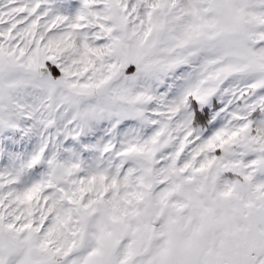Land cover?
<instances>
[{
  "label": "snow or ice",
  "instance_id": "snow-or-ice-1",
  "mask_svg": "<svg viewBox=\"0 0 264 264\" xmlns=\"http://www.w3.org/2000/svg\"><path fill=\"white\" fill-rule=\"evenodd\" d=\"M0 264H264V0H0Z\"/></svg>",
  "mask_w": 264,
  "mask_h": 264
}]
</instances>
